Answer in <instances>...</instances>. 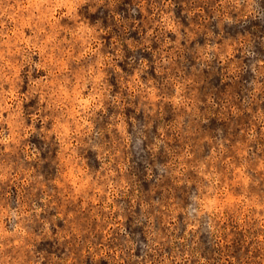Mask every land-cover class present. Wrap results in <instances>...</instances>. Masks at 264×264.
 <instances>
[{
  "label": "rangeland",
  "instance_id": "374dc122",
  "mask_svg": "<svg viewBox=\"0 0 264 264\" xmlns=\"http://www.w3.org/2000/svg\"><path fill=\"white\" fill-rule=\"evenodd\" d=\"M0 264H264V0H0Z\"/></svg>",
  "mask_w": 264,
  "mask_h": 264
}]
</instances>
